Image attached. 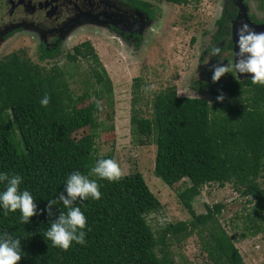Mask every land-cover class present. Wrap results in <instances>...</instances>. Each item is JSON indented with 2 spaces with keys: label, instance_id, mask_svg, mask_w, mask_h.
Returning <instances> with one entry per match:
<instances>
[{
  "label": "trees",
  "instance_id": "16d2710c",
  "mask_svg": "<svg viewBox=\"0 0 264 264\" xmlns=\"http://www.w3.org/2000/svg\"><path fill=\"white\" fill-rule=\"evenodd\" d=\"M122 1L147 18L153 17L154 8L148 2ZM162 1L173 5L187 2ZM231 1L224 0L215 22L219 27L214 35L216 43L225 37L226 25L234 17ZM260 1L264 10V0ZM41 51L40 61L54 57ZM76 55L88 57L100 68L98 72L90 69V73L100 87L94 95L101 97L104 90L109 91L110 84L92 47L83 42L74 46L66 58L73 60ZM43 72L21 53H10L0 60V174L19 175V190L29 191L38 209L30 223L23 224L19 211L5 216L0 208V234L7 232L21 240L19 264H175L167 238L205 227L224 208L215 203L205 206L203 214L193 212L190 201L207 184L219 188L229 184L240 197L253 199L257 212L264 211V189L257 184L259 176L264 179V85L253 84L251 78L239 81L230 77L222 84L202 82L191 86L197 93L215 99L222 93L223 102L214 105L203 98L177 96L175 88L170 87L154 97L150 119L132 114L130 130L137 138L153 136L156 178L167 187L187 182L177 198L191 220L166 225L155 237L145 217L160 205L139 173L123 175L116 182L90 176L100 185L101 199L77 200L74 205L87 219L86 243L73 242L67 251L53 247L44 233L52 220L67 209L57 203L50 218L43 211L48 201L58 199L73 172L87 176L98 160L113 158L111 153L94 154L92 134L76 136L81 130L97 128L95 102L66 116L59 101V96L65 94V83L59 80L61 73L54 71L47 79ZM45 94L50 98L46 107L40 103ZM86 98L89 99L83 95L79 99ZM138 142L145 144L142 139ZM4 190L5 184H0V192ZM255 230L260 229L255 226ZM210 238L214 243L212 252L226 264H243L223 231Z\"/></svg>",
  "mask_w": 264,
  "mask_h": 264
},
{
  "label": "rangeland",
  "instance_id": "374dc122",
  "mask_svg": "<svg viewBox=\"0 0 264 264\" xmlns=\"http://www.w3.org/2000/svg\"><path fill=\"white\" fill-rule=\"evenodd\" d=\"M111 1L124 16L109 14L107 17L111 19L99 16L95 21L85 19L89 23L75 25L60 39V52L53 59L40 61L36 34L24 31L0 45V60L10 53H21L30 64L44 71L47 79L54 71L60 72L59 80L65 83V94L59 96V101L66 116L91 103L92 96L101 102L103 111L98 110L96 114L97 128L81 130L76 136L92 134L96 156L111 153L123 175L134 172L141 175L160 205L156 212L145 217L156 237L166 225L191 220L177 198L187 182L167 187L153 175V136L137 138L131 134L130 117L135 112L136 117L138 114L150 119L154 97L170 87L175 88L177 96L203 98L211 105L221 104L223 101L206 93H197L191 86L213 82L207 77H212L213 65L235 64L239 51L236 30L242 23H247L256 32H264V10L259 0H235L238 7L231 1L236 16L226 25L231 42V48L226 50V40L214 41L218 29L215 22L222 13L224 0H187L184 5L142 0L154 8L151 19L120 0ZM86 41L110 84L109 91L104 90L101 97L94 95L100 87L90 73V69L98 72L100 68H96L88 57L66 58L74 46ZM213 47L222 48L221 54L210 56ZM230 77L243 81L251 75L232 71L215 83H225ZM83 95L89 99L80 100ZM140 139L145 144H139ZM257 184L264 189L262 176L257 178ZM215 203L223 204L224 208L211 223L187 230V234L167 238L174 263L226 264L212 252L214 243L210 238L211 234L223 231L243 264H264V211L257 212L258 205L253 199L240 197L229 184L222 188L207 184L190 201L196 215L205 213V206ZM254 225L259 227L258 232ZM253 231L255 235L252 236Z\"/></svg>",
  "mask_w": 264,
  "mask_h": 264
},
{
  "label": "clouds",
  "instance_id": "9594fccd",
  "mask_svg": "<svg viewBox=\"0 0 264 264\" xmlns=\"http://www.w3.org/2000/svg\"><path fill=\"white\" fill-rule=\"evenodd\" d=\"M236 37L239 49L238 58L234 65L229 63L213 65V83L235 71L237 74H250L253 84L264 85V32H256L247 23H242L236 30ZM220 54L219 47H213L210 52V56L213 57ZM49 99V96L45 94L40 101L41 105L46 107ZM217 100L220 102L224 100L222 93ZM89 102H95L97 109L103 111L101 102L94 96L90 97ZM90 176H95L98 180L116 182L123 178V171L116 160L100 159L90 169L87 176L78 171L68 176L64 191L58 199L48 201L43 210L51 218L54 216L53 209L57 203H62L67 209L66 212L61 211L58 217L52 220L50 227L44 233V237L51 241L53 247L67 251L73 242L79 245L86 243L84 230L87 226V219L81 209L74 205L77 200L101 199L100 185L97 179H89ZM21 183L22 178L19 175L0 174V184H5V190L0 192V208L3 209L5 216L9 212L19 211L20 223L28 224L30 218L38 214V209L31 193L27 190L22 192L19 190ZM22 253L19 238H14L7 232L0 234V264H19Z\"/></svg>",
  "mask_w": 264,
  "mask_h": 264
},
{
  "label": "flooded vegetation",
  "instance_id": "af4514ba",
  "mask_svg": "<svg viewBox=\"0 0 264 264\" xmlns=\"http://www.w3.org/2000/svg\"><path fill=\"white\" fill-rule=\"evenodd\" d=\"M123 3L130 9L140 11L126 2ZM109 14L124 16L123 11L111 0H0V45L25 31L37 36L38 58L43 56L41 49L45 54L52 53L55 57L60 52V39H63L72 27L89 23L85 19L95 21L99 16L102 18ZM235 16L236 12L229 22H232ZM218 30L219 27L214 35ZM224 41L227 43L225 49L228 50L230 40L227 28L225 37L220 38V42ZM53 58L44 57L43 60Z\"/></svg>",
  "mask_w": 264,
  "mask_h": 264
},
{
  "label": "water",
  "instance_id": "95a60500",
  "mask_svg": "<svg viewBox=\"0 0 264 264\" xmlns=\"http://www.w3.org/2000/svg\"><path fill=\"white\" fill-rule=\"evenodd\" d=\"M234 6H237L238 4L235 2V0L232 1ZM238 7V6H237Z\"/></svg>",
  "mask_w": 264,
  "mask_h": 264
}]
</instances>
